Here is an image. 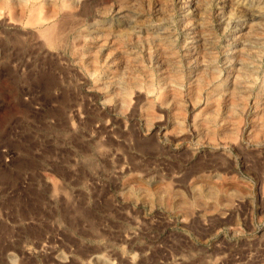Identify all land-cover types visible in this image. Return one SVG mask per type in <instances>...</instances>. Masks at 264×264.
Masks as SVG:
<instances>
[{
  "label": "rangeland",
  "instance_id": "obj_1",
  "mask_svg": "<svg viewBox=\"0 0 264 264\" xmlns=\"http://www.w3.org/2000/svg\"><path fill=\"white\" fill-rule=\"evenodd\" d=\"M223 1H205L202 25L219 78L233 30L221 25L231 15ZM49 2L0 0V264H264V149L249 146L264 138V112L234 111L219 89L202 90L209 73L183 56L180 1ZM93 23L105 50L78 39ZM155 26L165 38L131 34ZM162 48L174 64L160 61ZM113 72H123L121 103L105 83ZM166 76H176V101ZM219 141L232 145L222 155Z\"/></svg>",
  "mask_w": 264,
  "mask_h": 264
},
{
  "label": "bare ground",
  "instance_id": "obj_2",
  "mask_svg": "<svg viewBox=\"0 0 264 264\" xmlns=\"http://www.w3.org/2000/svg\"><path fill=\"white\" fill-rule=\"evenodd\" d=\"M18 5L23 6L25 5L26 0H16ZM40 1V0H39ZM46 1H53V0H46ZM73 6L75 4H83L84 0H70ZM132 1V0H131ZM158 1V0H157ZM162 1V0H161ZM180 5L183 8V14L185 17H183L182 20V27L185 29V34L186 37L183 40L186 49L184 52V57L185 59H195L198 63V68L199 65L202 67L201 69H207L209 73L206 77V79L203 82L202 90L206 89L207 91H215L216 89H219V93L225 97L224 99L228 100V102L233 105L235 108L234 111H239L240 113H246L249 111V108L251 107L255 113H263L264 112V77L261 79L258 85V89L256 92L253 91V85L251 84V77H252V68L254 66V61H253V53L255 52L254 50V45L256 44V41L259 39V30L263 28V20H264V0H225L226 2L222 4V9L226 10V13H230V17L226 22L221 20L222 22V27L223 24H227L230 27H232V31L229 35V38L225 42V48L223 49L222 55V62L223 66L222 69L220 70L223 74L219 78L217 74L219 71L215 70V68H212L209 64V58L205 60V55L208 57L206 54L205 50H208L207 47V42H208V37L205 34V31L202 29L203 23V13L205 10V1L206 0H179ZM124 2V1H123ZM160 2V1H159ZM167 2V1H166ZM170 2V1H169ZM213 2V1H212ZM6 3V2H4ZM50 3V2H49ZM125 3V2H124ZM129 3V2H128ZM168 3V2H167ZM217 3V2H216ZM52 4V3H51ZM54 4V3H53ZM52 4V6H53ZM57 4V3H56ZM131 4V3H130ZM159 4V3H157ZM161 4V2H160ZM163 4V3H162ZM161 4V5H162ZM166 4V3H165ZM208 4V3H207ZM213 4V3H212ZM219 4V3H218ZM221 4V2H220ZM6 5V4H5ZM49 5V4H47ZM112 5V4H111ZM135 5V4H134ZM176 5V4H175ZM46 6V5H45ZM51 6V5H49ZM65 6V5H64ZM153 6V4H152ZM216 6V5H215ZM221 6V5H218ZM217 6V7H218ZM29 7V6H28ZM37 6L34 5L33 9H36ZM48 7V6H47ZM46 7V8H47ZM140 7V6H139ZM180 7V8H181ZM51 8V7H50ZM155 8V7H154ZM209 8V7H208ZM220 8V7H219ZM53 9V8H52ZM114 9V8H113ZM156 9V8H155ZM160 9V8H159ZM165 9V8H163ZM170 9V8H169ZM218 9V8H216ZM22 10V9H20ZM32 10V9H30ZM29 10V11H30ZM39 11V9H37ZM208 10V9H207ZM210 10V9H209ZM247 11L248 15L250 17V20L245 21L244 19H239L237 20L235 13L237 11ZM28 11V13H29ZM33 11V10H32ZM50 11V10H49ZM48 11V12H49ZM156 11V10H155ZM177 11H179L177 9ZM217 11V10H216ZM36 12V11H35ZM130 12V10H129ZM153 12V11H152ZM181 12V11H180ZM32 13V12H31ZM34 13V12H33ZM114 13V12H113ZM158 13V12H157ZM218 13V12H216ZM239 13V12H238ZM7 14V13H6ZM30 14V13H29ZM36 14V13H35ZM34 14V15H35ZM38 14V13H37ZM118 16H124L122 12H118ZM165 14V12H164ZM181 14V13H180ZM207 14V12H206ZM132 14H130L131 16ZM159 15V14H158ZM163 15V14H161ZM243 15V14H242ZM247 15V16H248ZM114 16V15H113ZM129 15L126 16V21L129 25L132 26V24H136V22L139 20L137 17H130ZM133 16V15H132ZM149 16V15H148ZM154 16V15H153ZM167 16V15H166ZM169 16V15H168ZM226 16V15H225ZM239 16V15H238ZM241 16V15H240ZM32 17V15H31ZM36 17V16H35ZM55 17V15H54ZM81 17V16H80ZM139 17V16H138ZM150 17V16H149ZM218 17V16H217ZM216 17V18H217ZM40 18V17H39ZM38 18V19H39ZM165 18V17H164ZM168 18V17H167ZM208 18V17H207ZM219 18V17H218ZM28 19V17H27ZM30 19V18H29ZM35 19V18H34ZM37 19V20H38ZM71 19V18H70ZM83 19V18H82ZM170 19V17H169ZM247 19V18H246ZM36 20V19H35ZM77 20V19H74ZM218 20V19H217ZM10 21V19H9ZM15 21H19V19L15 18ZM40 22V19L38 20ZM62 21V20H61ZM65 21V20H64ZM67 21V20H66ZM81 21V20H79ZM143 21V20H142ZM180 21V20H179ZM26 22V21H25ZM31 22V21H30ZM42 22V21H41ZM45 22V21H44ZM63 22V21H62ZM157 22V21H156ZM163 22V21H162ZM206 22V21H205ZM11 23V22H9ZM14 23V22H12ZM38 23V22H37ZM43 23V22H42ZM65 23V22H63ZM48 24V23H47ZM50 24V23H49ZM206 24V23H205ZM14 25V24H13ZM16 25V24H15ZM46 25V24H45ZM61 25V24H60ZM67 25V24H66ZM57 26V25H56ZM65 26V25H64ZM74 26V25H73ZM220 26V25H219ZM49 27V26H47ZM44 26V28H47ZM59 27V26H57ZM95 26V23L91 25V30L88 31V34L86 36H79L78 39H86L89 41V47L93 50L97 49H104L108 45V40L102 36L101 34H98L97 32H94L95 30H92ZM123 28V27H122ZM209 28V27H208ZM227 28V27H226ZM43 29V28H42ZM41 29V31H42ZM60 29V27H59ZM131 29V34L133 35V38L137 39V42L141 41L143 39L155 41H159L167 35V32L164 28L155 26L151 28L149 31H144L143 29L140 28H130ZM182 29V28H181ZM62 30V29H61ZM60 30V32H61ZM73 30V29H72ZM108 30V29H107ZM206 30V29H205ZM264 30V29H263ZM16 31V30H15ZM57 31V30H55ZM54 31V32H55ZM64 31V30H62ZM117 31V30H115ZM261 31V30H260ZM103 32V31H102ZM144 32V34H143ZM105 33V32H103ZM44 34V33H43ZM58 34V33H57ZM182 34V33H181ZM144 36V37H141ZM261 36V35H260ZM263 36V35H262ZM64 37V36H63ZM45 39L44 37H42ZM41 38V39H42ZM143 38V39H142ZM48 40V36L46 37ZM131 39V38H130ZM142 39V40H141ZM262 39V38H261ZM46 40V41H47ZM63 41V40H62ZM61 41V42H62ZM114 39L111 40L113 43ZM166 41V40H165ZM49 42V40L47 41ZM258 42V41H257ZM129 43V42H128ZM120 44V43H119ZM122 44V43H121ZM259 44V43H258ZM140 45V44H139ZM201 45L203 47H201ZM183 47V46H182ZM119 48V47H118ZM200 48V50H199ZM259 49V48H258ZM105 50V49H104ZM147 50V49H146ZM150 50V49H149ZM163 50V52H162ZM159 58L162 63L168 64L170 66V62L175 63L177 60H173L172 57L169 55V51L167 48H162ZM202 50V51H201ZM214 50V49H212ZM202 52V53H201ZM201 53V54H200ZM123 54V53H122ZM146 54V53H145ZM144 54V55H145ZM153 54V52H152ZM172 54V53H170ZM131 55V54H130ZM109 56V55H108ZM107 56V57H108ZM133 57V56H132ZM147 57V56H146ZM123 59L125 58L124 55L122 57ZM154 58V57H153ZM147 59V58H146ZM186 59V60H187ZM109 60V59H108ZM145 60V59H144ZM158 60V59H155ZM154 60V61H155ZM183 60V59H182ZM112 61V60H111ZM159 61V60H158ZM184 61V60H183ZM193 61V60H190ZM117 62V61H116ZM148 62V61H147ZM185 64V63H184ZM133 65V64H132ZM150 65V64H149ZM167 66V65H166ZM191 66V65H190ZM118 67V66H117ZM168 67V66H167ZM114 68V67H113ZM108 69V68H107ZM186 69V68H185ZM123 70V69H122ZM130 70V68H129ZM118 72V71H117ZM202 72V71H200ZM114 73V72H113ZM131 73V72H129ZM262 74V73H261ZM109 75V73H108ZM123 72L121 73H114L112 74L109 78H107L105 81L106 85L112 89L114 92H116V100L117 102L121 103L125 100L126 98V88L124 86L123 82ZM168 75V74H167ZM206 75V74H205ZM255 75V74H254ZM128 77H132L127 75ZM190 76V75H189ZM200 76V75H199ZM203 76V75H202ZM264 76V75H263ZM167 79L165 78L164 84L166 85L168 91L170 92L171 99L174 101L177 100V93H176V76H166ZM260 77V76H259ZM105 78V77H104ZM195 84L198 83L197 79L195 78ZM179 81V80H178ZM185 82V81H184ZM188 82V81H187ZM257 82V81H254ZM103 84V83H102ZM186 85V84H185ZM194 85V84H193ZM158 87V86H157ZM189 87V86H188ZM192 87V86H190ZM195 88V87H193ZM139 89V88H138ZM149 89V88H147ZM166 89V88H165ZM111 90V91H112ZM194 90V89H193ZM155 91V90H154ZM133 93V91H130ZM136 92V91H135ZM149 92V91H148ZM178 92V90H177ZM183 92V91H182ZM131 93V94H132ZM147 93V92H146ZM163 93V92H162ZM150 94V93H149ZM152 94V93H151ZM167 94V93H166ZM148 95V94H147ZM153 95V94H152ZM179 95V94H178ZM193 95V94H192ZM216 95V94H215ZM214 95V96H215ZM137 96V95H136ZM159 96V95H158ZM194 96V95H193ZM219 96V94H218ZM106 97V96H105ZM169 97V96H168ZM220 97V98H221ZM170 98V97H169ZM181 98V97H180ZM138 99V98H137ZM136 99V101H138ZM130 100V99H129ZM166 100V99H165ZM153 101V100H152ZM167 102V101H166ZM134 104V102H132ZM131 103V104H132ZM155 103V102H154ZM126 104V103H125ZM129 104V103H128ZM147 104V102H146ZM156 104V103H155ZM215 104V103H214ZM213 104V105H214ZM144 105V104H142ZM116 106V105H115ZM118 106V103H117ZM176 106V105H175ZM223 106V105H222ZM221 106V107H222ZM119 107V106H118ZM133 107V106H132ZM170 107V106H169ZM227 107V106H226ZM128 108V107H127ZM140 108V107H139ZM210 108V107H209ZM212 108V107H211ZM175 109V107H174ZM229 109V108H228ZM131 110V109H130ZM129 110V111H130ZM138 110V109H137ZM208 110V109H207ZM133 112V111H130ZM138 112V111H137ZM176 112V111H175ZM194 113V112H193ZM210 113V112H209ZM212 113V112H211ZM186 114V113H185ZM191 114V113H190ZM206 114V113H203ZM202 114V115H203ZM142 115V114H141ZM169 115V114H168ZM173 115V114H172ZM209 115V114H208ZM253 115V114H252ZM190 116V115H189ZM202 117V116H201ZM228 117V116H227ZM165 118V117H164ZM213 118V117H212ZM130 120V119H129ZM142 120V119H141ZM176 122H178V117H175ZM136 122V121H135ZM251 122V121H250ZM253 122V121H252ZM154 123V122H153ZM203 124V123H202ZM258 124V123H257ZM255 125V124H254ZM253 125V126H254ZM175 126V125H174ZM241 126V125H239ZM227 127V125H226ZM257 127V126H256ZM202 128V127H201ZM228 128V127H227ZM248 128V127H247ZM206 129V128H205ZM226 129V128H225ZM254 129H258L255 128ZM228 130V129H226ZM251 130V129H250ZM259 130V129H258ZM263 130V129H262ZM204 131V129H203ZM255 131V130H254ZM264 131V130H263ZM167 133V132H166ZM172 133V132H171ZM248 133V132H247ZM169 134V133H168ZM167 134V135H168ZM173 134V133H172ZM204 134V132H203ZM262 134V133H261ZM170 135V134H169ZM211 135V134H209ZM250 136V134H248ZM252 136V134H251ZM170 137V136H169ZM247 137V136H246ZM174 138V137H173ZM150 139V138H149ZM215 139V138H214ZM218 140V139H217ZM207 142V141H206ZM216 142V141H215ZM220 142V141H219ZM191 143V142H190ZM213 143V142H212ZM237 145L239 144L238 142L236 143ZM235 141H234V145ZM249 144V143H248ZM198 145V144H197ZM231 145L230 141H224L216 144V148L220 151L216 152H225L226 148ZM236 145V146H237ZM195 146V145H194ZM232 146V145H231ZM241 148V145H238ZM243 146V145H242ZM250 148L253 147L254 149L256 147H259L260 149H264V138H261L260 140L252 141L249 144ZM215 147V145L213 146ZM230 147V146H229ZM258 148V149H259ZM239 149V147H238ZM257 149V148H256ZM183 150V149H182ZM250 150V149H249ZM255 151V150H253ZM210 152V151H209ZM244 152V151H243ZM260 153V152H259ZM199 154V153H198ZM220 154V153H219ZM223 154V153H222ZM220 154V155H222ZM228 155V154H227ZM225 156V155H224ZM244 156V155H243ZM226 157V156H225ZM247 157V156H246ZM254 157V156H253ZM261 157V155H260ZM228 158V157H227ZM226 158V159H227ZM248 158V157H247ZM229 159V158H228ZM250 159V158H249ZM206 160V159H205ZM246 161V160H245ZM254 161V160H253ZM230 162V161H229ZM231 164V163H230ZM253 164V163H252ZM256 164V163H255ZM261 164V163H260ZM232 165V164H231ZM248 165V164H247ZM257 165V164H256ZM255 166V165H254ZM253 167V166H252ZM256 168V167H255ZM259 168V167H258ZM261 168V167H260ZM257 169V168H256ZM260 170V169H259ZM262 171V170H261ZM264 176V175H263ZM260 177V176H259ZM183 180V179H182ZM233 202V200H232ZM101 261V260H100ZM96 262V260L94 261ZM98 262V261H97ZM100 264V263H99Z\"/></svg>",
  "mask_w": 264,
  "mask_h": 264
}]
</instances>
